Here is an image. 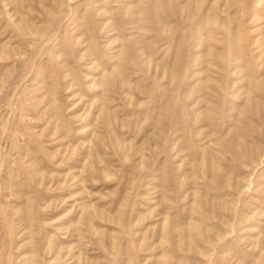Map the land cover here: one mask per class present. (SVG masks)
Returning a JSON list of instances; mask_svg holds the SVG:
<instances>
[{"label": "rangeland", "instance_id": "374dc122", "mask_svg": "<svg viewBox=\"0 0 264 264\" xmlns=\"http://www.w3.org/2000/svg\"><path fill=\"white\" fill-rule=\"evenodd\" d=\"M0 264H264V0H0Z\"/></svg>", "mask_w": 264, "mask_h": 264}]
</instances>
